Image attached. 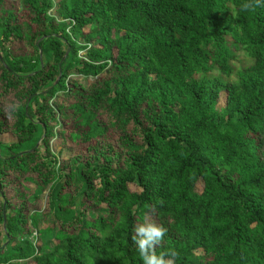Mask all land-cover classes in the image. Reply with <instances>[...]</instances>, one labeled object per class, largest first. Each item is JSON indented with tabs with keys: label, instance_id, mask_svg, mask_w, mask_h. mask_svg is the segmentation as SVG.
<instances>
[{
	"label": "trees",
	"instance_id": "trees-1",
	"mask_svg": "<svg viewBox=\"0 0 264 264\" xmlns=\"http://www.w3.org/2000/svg\"><path fill=\"white\" fill-rule=\"evenodd\" d=\"M243 2L0 0V264H142L145 213L175 264H264V7Z\"/></svg>",
	"mask_w": 264,
	"mask_h": 264
},
{
	"label": "clouds",
	"instance_id": "clouds-1",
	"mask_svg": "<svg viewBox=\"0 0 264 264\" xmlns=\"http://www.w3.org/2000/svg\"><path fill=\"white\" fill-rule=\"evenodd\" d=\"M256 7H264V0H244L239 12L250 13ZM168 229L153 220L150 213H145L142 222L137 223L132 232L131 240L139 253L142 264H175L179 253L169 249L157 252V247L164 241Z\"/></svg>",
	"mask_w": 264,
	"mask_h": 264
},
{
	"label": "rangeland",
	"instance_id": "rangeland-1",
	"mask_svg": "<svg viewBox=\"0 0 264 264\" xmlns=\"http://www.w3.org/2000/svg\"><path fill=\"white\" fill-rule=\"evenodd\" d=\"M55 1L58 2L59 0H55ZM82 54H83V53H82ZM225 103H226V95L223 93V94L221 95V99H220L218 105H219V107L222 108V107H224ZM9 138H10V135H4V136H3V139H5V140H8ZM51 146H52V148H53L54 153L58 154V153L60 152V150H61V146L58 144V141H57L56 139H53V140H52V142H51ZM133 189L135 190L136 187L133 186ZM199 189H202V185L199 186ZM46 194H47V192H45V193L42 194L43 202H44V200H45ZM26 264H33V263H32L31 261H29V262L26 263Z\"/></svg>",
	"mask_w": 264,
	"mask_h": 264
}]
</instances>
